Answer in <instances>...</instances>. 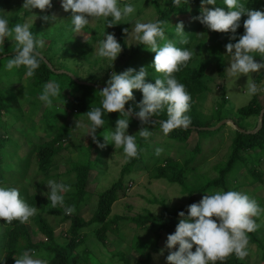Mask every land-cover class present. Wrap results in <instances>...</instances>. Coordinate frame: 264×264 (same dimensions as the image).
Masks as SVG:
<instances>
[{
  "label": "trees",
  "instance_id": "16d2710c",
  "mask_svg": "<svg viewBox=\"0 0 264 264\" xmlns=\"http://www.w3.org/2000/svg\"><path fill=\"white\" fill-rule=\"evenodd\" d=\"M151 1L156 11L154 21L160 20L161 26L165 22L169 23L165 28H162L166 38L164 41H161L160 44L162 45L164 42L171 41L175 46L187 48L192 52V58L189 60L187 66L182 67L179 72L173 73L177 81L185 86V90L191 96L190 108L186 113L191 120L189 125L190 128H176L165 135L162 132L159 121L167 119L166 109H162L159 116H153V118L157 119L152 120L154 123L145 126L138 125L137 129L134 125H137L138 120L133 119L131 115L129 118L128 130L132 127L136 129L134 138L137 144L138 155L134 158L126 157L125 162L121 165L119 178L111 185L98 192L96 206L89 219H85L81 216L80 207L91 194L87 187L90 181L95 177H93V173H98L99 170L97 171L96 169L102 164L103 154H106L107 151L111 149V143L104 147V153L100 152L92 158L91 153L96 143H94L88 135L83 151L78 152V156H81V158L79 161L73 160L70 163V169L65 171L68 176L67 179L60 181L68 185V190L63 193L64 203L63 205H58L56 208H53V210L47 209L51 204L47 196H43L35 190L31 191L33 186H36L38 189L42 188L43 185V180L35 181L36 177H30L31 170L32 172L35 171L36 174L47 175L51 163L54 162V159L61 150L65 149L64 141L72 137L75 121L87 125V111L100 106L102 98L99 91L102 88L96 85L101 84L106 86V81L113 72L120 73L128 68L138 71L139 68L143 66L148 73V76L145 78L146 81L154 83L156 78L163 79V74L156 72L152 66L155 53L146 49V45L133 44L128 47L124 39L123 29L118 25L106 26L104 20L103 30L101 32H98V27H93L91 29L84 27L81 30V32L96 33L100 38L103 36V33L110 28H114L116 31V39L121 44L124 60L120 63V66H108L106 70L103 71L102 76L104 79L102 81L94 79L95 76L89 72H87L85 76H80L77 75L76 69L71 71L66 67L65 69L71 73L72 77L65 73L64 75L63 73H59L58 70L65 65L61 60L63 56L68 54L63 49L64 43L58 46L57 49L60 51V55L56 57L55 60L46 54L47 51L52 49V46L48 45V49L40 48L39 51L51 64V68L42 60L39 68L35 70L34 75L31 77L27 76L30 89L33 91V96L36 98V102L39 103V107L43 103L39 100V96L47 83L53 82L58 85V87L64 85L65 87L61 90L70 96L68 98L64 97L63 103H60L56 97L51 106L45 105L39 119L40 121L38 124L34 125L35 128L51 137L43 143V145L41 144L40 147L34 145L26 150L25 155H19L17 159H14L15 156L13 153H16L20 144L16 145L15 142L11 144V139L5 132L17 119L22 117L23 112L20 107L19 109L17 108V103L14 105L11 103L14 99L16 101L17 93L9 90L7 86H9L13 80L20 81L22 77L25 76L26 69L21 65L19 67L13 66L10 70L6 68L5 70L4 67L7 61L13 58L17 50V42H11L14 43V48L10 47L12 45L8 42V38H5L4 43L0 44V67L4 69V71L0 69V186L4 185L5 187H14L18 189L20 197L36 210L35 215L24 223H20L17 220L6 223L3 218H0V259L5 257L4 264H15V257L19 258L25 251H29L31 255L35 252L47 253L48 260L45 264H71L72 262L77 264L79 261L83 260L78 256H72L74 249L84 238L81 229L92 224H98L94 229L95 236L100 242H105L106 230L111 229L110 223H116L120 218L119 216H115L114 218L109 217L112 205L118 199V190L122 188L123 177L131 173L137 165L145 169L147 168L146 171H149H147L149 177L148 181L157 179L163 180L168 184L181 187L183 194H185V203L171 208L167 207L163 198L159 200L151 199L149 200L150 202L158 201L161 204L162 208L160 212L152 213L146 210L144 214L134 218L137 227L143 228L147 226L156 239L161 238L162 234L168 235L175 231V227L179 221L177 215L178 211L184 210L185 214H187L186 206L193 202H197L194 195L204 194L208 190H210V192L235 191V188L239 185L233 186V184L238 181L237 174L240 173L241 170L246 171L245 173L252 178V181L262 184L264 188V171L259 167L261 157L264 156V112L261 125L252 127L255 130L253 133L241 131L240 128L243 130L249 129L242 128L237 121L233 119V128L229 127L232 136L230 137L227 156L214 165L213 168L216 172L215 176L200 177L198 180H195V185L186 182V178L190 175L188 172L190 170L189 164L191 160L202 151V141L213 135V133L210 132L211 129H196L199 133H196L197 131L195 132L197 142L189 152V157L184 160L181 166L175 164L176 160L165 154V151H169L174 145L173 143L177 142L180 144L187 141L189 136L193 133V131H191V126L195 128L202 125L212 126L222 119H230L226 114L227 112L221 111V107L225 102V95L223 93L221 94V100L216 102L215 107L211 109L210 116H206L205 118L200 102H202V97L209 90L203 79L206 72L205 68L199 69L195 65L192 66V62L194 59L203 58L201 51H205L212 56H217L216 77H224L225 68L227 67L225 45L228 43H235L239 35L243 34V21L247 18L246 13L242 14L240 18L241 25L236 30L238 35L235 39H230L231 33L209 30L196 19L201 10L200 0H188V2L185 0V2L179 6L173 5L170 0L163 7L159 6L157 0ZM10 2L11 0H0V14L10 5ZM55 2L56 0H52V7L42 12L41 16H50ZM241 2L246 9L264 11V0H241ZM215 6L225 7L223 0H216V4L212 5V7ZM44 22V20L39 18V20L31 26L30 30L35 39H37L36 30ZM177 22H183V31L185 32L184 38L187 40V43L182 44L180 42L181 38L175 34V25ZM64 31H66L68 35H71V32H73L72 27L68 26L67 23L65 24V22L64 24H55L51 27L50 35L55 39L58 34L63 36L62 34ZM206 37H211L209 42H206L208 41ZM94 39L97 43L96 47L99 49L103 40L99 38ZM58 41L59 40L56 42ZM55 53H57V50ZM81 56H83L84 59L87 58V55ZM201 61L199 65L203 64L204 67V60L201 59ZM56 63L59 65H56ZM262 72L256 77L261 79L264 75ZM257 80L259 81V79ZM221 87L224 89V85ZM72 90H75V92H72ZM258 91L251 95L245 105L236 108L235 114L240 120H245L253 116L258 118L260 110L264 107V101L259 98ZM260 95H264V93H260ZM133 96L134 100L127 102L125 104V109L131 105L134 114L135 111L139 110L136 102L141 100L142 93L139 90H133ZM17 110L19 111L18 114ZM4 111L8 112L9 117L2 120ZM103 118L105 121L103 127L98 128L96 131L97 140L101 143H103L102 135H107L110 131H113L115 121L125 117H119L118 112H110ZM223 124L227 125V123ZM235 125L238 128H236ZM141 127L148 128L150 135L147 138L139 135ZM156 133L160 134L163 139L155 141L154 135H157ZM158 149L159 153L157 154ZM32 156L37 162L35 166H32L30 163ZM6 160H8V162ZM32 168H34V170ZM256 203H258L259 209L264 210V197ZM69 206H71L74 211L70 214H66L65 208ZM45 212L54 215L61 222L65 220L69 221L68 227L70 233L66 235L67 238L64 244H59L56 241L54 230L43 215ZM260 213L261 212H259V215L255 216L256 219L260 217ZM263 224L264 223L260 224V228H263ZM30 227L38 231L45 239L34 241L29 230ZM246 235L248 245L255 244L259 249L261 260L264 261L263 239L257 236L255 230ZM145 247L148 249L145 258L137 261L135 264H151L149 252L151 249L154 251L158 249L157 242H155L151 249L148 248L147 244H145ZM118 254L125 264H129L124 253L118 252ZM216 264H243V261L238 259L234 254H230L225 257L223 261H216Z\"/></svg>",
  "mask_w": 264,
  "mask_h": 264
},
{
  "label": "clouds",
  "instance_id": "9594fccd",
  "mask_svg": "<svg viewBox=\"0 0 264 264\" xmlns=\"http://www.w3.org/2000/svg\"><path fill=\"white\" fill-rule=\"evenodd\" d=\"M184 2L185 0H171L176 6ZM60 4L64 11L71 10L74 33H80L94 18L103 19L106 26L127 22L135 10L132 4H124L120 7L118 0H60ZM200 4V14L196 19L209 30L231 33L230 39H235L238 35L236 30L241 25L240 18L246 13L243 34L239 35L235 43L225 45L230 57L227 75L239 77L264 68V63L254 60L253 55L256 53L264 58V11L246 9L241 0H223L225 7H207L215 5L216 0H200ZM22 7L34 14L31 20L33 24L37 16L32 10L39 9L44 12L52 7V0H23ZM40 18L44 21L56 19L54 15H43ZM31 24L17 23L10 28L8 19L0 16V44H3L5 38L9 36L17 42V50L5 67L10 70L13 66L23 65L28 77L34 75L44 59L39 51L43 41L33 37ZM184 33L183 22H177L175 34L181 38L182 44L187 43ZM131 38L133 44L146 45V49L155 53L152 66L156 72L163 74V79L156 78L154 83L146 81L148 73L143 66L138 71L128 68L120 73L113 72L106 81V86L99 91L102 98L100 106L87 111L88 124L75 121L74 127L81 131L82 137L89 135L101 149L109 143L115 148L122 147L123 153L128 158L138 155L135 138L127 131L133 109L131 105L125 109V104L134 100L133 90L142 93L141 100L136 102L139 110L134 113L142 126L154 123L150 118L159 116L162 109H166L167 119L159 123L165 135L176 128L185 129L191 123L190 117L186 114L190 108L191 96L173 73L187 66L192 58V52L187 48L175 46L171 41L161 45L160 42L165 40V34L160 20L136 21L131 31ZM121 50V44L115 36L105 32L98 55L113 62ZM257 91L255 84L248 85L249 96ZM59 94L58 85L47 83L39 100L46 106H51ZM110 112H118L119 117L125 118L115 121L114 130L102 135L103 143H101L97 140L96 131L103 127L105 123L103 117ZM139 135L147 138L150 132L148 128L141 127ZM46 183L49 189L47 199L51 206L56 208L58 205H63V193L68 190V185L52 180ZM180 196L182 195H173L171 199ZM186 210L187 214L184 210L178 211L179 221L175 231L167 235L164 245L170 250L165 258L167 264H216V261H223L230 254H234L238 259H243L247 255L246 234L255 230L256 224L252 217L259 215L260 209L246 194L233 190L213 191L203 195L199 202L187 205ZM35 211V208L29 206L20 197L18 189L0 186V218H3L4 222L11 223L17 220L24 223L35 215ZM73 211L71 206L65 208L66 214ZM155 211L156 209L153 212ZM176 245H178L176 250L171 251ZM4 258L0 259V264H4ZM15 264H45V262L34 259L29 251H25L19 258L15 257Z\"/></svg>",
  "mask_w": 264,
  "mask_h": 264
},
{
  "label": "rangeland",
  "instance_id": "374dc122",
  "mask_svg": "<svg viewBox=\"0 0 264 264\" xmlns=\"http://www.w3.org/2000/svg\"><path fill=\"white\" fill-rule=\"evenodd\" d=\"M168 1L170 0H157L160 7L165 6ZM124 4H132L135 9L134 13L132 14L129 21L121 22L116 25L121 27L123 30H128L127 32L123 31V33L125 42L129 47L134 43L133 39L131 38V31L134 27V23L136 21H154L156 11L151 0H118V5L120 7H123ZM22 5L23 0H11L10 5H8L0 14V16H5L8 19L10 28L17 23L29 22L31 24L34 14L24 9ZM207 7L211 8L212 5H208ZM32 11L36 13L37 16V18L33 21L34 24L39 20L42 12L39 9H33ZM52 15H54L56 19L45 21L39 26V30L37 29L36 31L37 39L43 41L41 48L48 49V45L52 46V49L47 51L46 54L54 60L60 55V51L57 49L58 46L64 43L63 49L68 54L63 56L61 60L65 65L58 70L59 73H63V75L64 73L70 75L71 73L65 69L66 67L71 71L76 69L77 75L80 76H85L86 73L89 72L95 76L94 79L102 81L104 79L102 76L103 71L106 70L108 66H120V63L123 62L124 56L122 54V50L113 62L98 55L99 49L96 47L97 43L94 38L104 40L105 32L103 33V36L101 34L102 37L100 38L96 33L92 34L90 32L80 31V33L71 32V35H68L67 32L64 31L62 34L63 36L58 34L57 37L53 39L54 37H51L50 30L55 24H64L65 22V24L67 23L68 26L72 27L70 17L71 10H68L67 12L64 11L61 8L60 0H56L54 8L50 12V16ZM33 24H31V26ZM167 24L169 23L165 22L161 27L165 28ZM85 27H88L89 29L98 27V32H101L103 30V19H91L89 24ZM106 32L112 33L116 38V31L114 28H110ZM7 38L10 45H12L10 47L14 48V43H11L12 41H15L14 38L12 36ZM210 38L211 37H206L208 40L206 42H209ZM57 40L59 41L56 42ZM56 50L57 53H55ZM201 52L203 58L200 57V59H194L192 66L195 65L199 69L205 68L206 74L203 79L209 90L204 94L201 99L202 102H200L205 118L206 116H210L211 109L215 107L216 102L221 100V94L223 93L225 95V102L221 107V111L227 112L226 114L231 121H229L227 125L222 123L217 128L210 130L213 135L211 137L205 138L206 140L202 141V151L199 152L189 164L190 170L188 172L190 175L186 178V182L191 184H194L195 180H198L200 177H213L216 175L213 167L219 160H223L227 156L230 137L232 136L229 127L233 128V119H235L242 128H247L250 130L253 129L252 127L257 126L258 118L253 116L248 117L245 120H240L235 114L236 108L245 105L251 97L247 92L249 84L256 85L257 89L259 90L258 96L264 101V95H260V93H264V75L261 79L256 77L260 72L264 71V68L247 75L242 74L239 77L228 76L227 68L230 66V57L227 52H225L227 67L225 68L224 77L219 78L216 77V66L218 63L217 56H212L205 51ZM80 54L87 55V58L84 59ZM253 55L254 60L264 63V58L260 57L256 53H253ZM201 59L204 60V67L203 64L199 65V63L202 62ZM56 65L59 64L56 63ZM4 69L6 70V67H4ZM4 69H1V71H4ZM262 73L264 74V72ZM257 79H259V81ZM29 84V80L25 74V76L22 77L20 81L13 80V82L7 86L9 90L15 91L17 93L16 101L14 99L11 101V103H13V105L17 103V108L19 109L20 107L21 111L23 112L22 117L17 119L16 122L7 128L5 132V134L11 139V144L14 142L16 145L20 144V147L17 149L16 153H13L15 156L14 159H17L19 155H25L26 150L34 145L40 147L41 144L43 145V143H45L51 137L34 126L40 121L39 119L45 104L42 103V105L39 107V103L36 102L37 100L34 98L33 91L30 89ZM221 84L224 85V89L221 87ZM64 87V85L59 87L60 94L57 96V100L60 103L64 102V97L68 98L70 96L61 90ZM72 92H75V90H72ZM18 113L19 111L17 110V114ZM8 117V112L4 111L2 120ZM132 117L133 119L138 120L134 114H132ZM150 119L157 120L153 117ZM138 125L142 126L139 120L137 125H134V127L137 129ZM134 127L128 130V134L133 136L135 135L136 129H133ZM188 127L190 128V126ZM191 127V131H193V133L189 136L186 142H182L180 144L175 142L169 151H165V154L171 156L172 159L176 160L175 164L180 166L184 160L189 157V152L193 149L195 143L197 142V136L195 134L197 131L196 129L202 130L211 126L202 125L197 128L194 126ZM196 133H198V131ZM154 136L155 141H160L163 139L160 134ZM87 137L88 135L82 137L81 131L79 129H73L72 137L64 141L65 149L61 150V152L54 159V162L51 163L47 175L36 174L35 171L32 172L31 170L30 177H36L35 181L43 180L42 188L37 189L36 186H33L31 191L35 190L41 193L43 196H48L49 189L46 183L48 180L59 183H61L60 181L66 180L68 176L65 171L70 169V163L73 160L79 161L81 158V156H78V152L83 151V147L87 142ZM103 151L104 148L101 149L96 145L95 148H93L91 157L93 158L95 155L100 152L102 153ZM125 159L126 155L123 153L122 147L115 148L114 145L111 146V149L107 151L106 154H103L102 164H100L97 167L98 169H96L99 171L98 173H93V177H95L92 179V181H90L87 187L91 194L80 207V214L82 217L89 219L92 216L96 206L98 192L111 185L119 178V171L121 169V165L125 162ZM6 161L8 162V160ZM30 163L32 166H35L37 163L33 156L30 159ZM259 167H261V169L264 171V156L261 157ZM32 169L34 170V168ZM146 169L140 165H137L131 171V173L124 175L122 188L118 190V199L113 203L109 217L114 218L115 216H119L120 218L118 221H116V223H110L111 229L106 230V239L104 243L100 242L94 233V229L96 226H98V224H92L81 229V232L84 234V238L72 253V256H78L80 259H83L77 264H125L124 261L119 257L118 252L124 253V256L129 261V264H135L137 261L145 258L146 251L148 250L145 247V244H147L148 248L151 249L155 242H157L158 249L156 251L153 249L150 250V263L167 264L165 258L170 251L164 247L167 234H162L161 238L156 239L154 234H152L147 226L143 228L137 227L134 218L138 217V215L144 214L146 210H149L152 213L160 212L162 208L161 204L158 201L150 202L149 200L151 199L159 200L160 198H163L167 207L171 208L184 204L186 198L183 194L182 188L177 185L168 184L167 182L158 179L148 181L149 171L147 170V172ZM245 172L246 171L241 170V172L237 174L238 181L235 182L233 186H239L235 188V191L246 194L250 199L255 200V202H259L261 198L264 197V188L262 184L252 181V178ZM207 192L211 193L210 190H208L204 194L194 195V197L197 199V202H199L203 195H207ZM173 195L182 196L173 197L171 199ZM47 209L53 210L51 204ZM155 209L156 211L153 212ZM259 212H261L260 217L258 219L252 217V219L256 224L255 231L257 232V236L262 238L264 242V224L263 228H260V224L264 223V210L260 209ZM43 215L47 222L52 226L56 241L59 244H64V241L67 238L66 235H69L70 233L68 227L69 221L65 220L61 222L57 217L46 212ZM29 230L34 241L45 239L43 235H41L32 227H30ZM177 247L178 245L173 246L171 251H175ZM192 250H195V245L193 246ZM32 256L34 259H39L44 262L48 260V254L45 252H35L32 254ZM241 261H243V264H264V261L260 258L259 249L255 244H249L247 246V255L241 259ZM71 264L74 263L72 262Z\"/></svg>",
  "mask_w": 264,
  "mask_h": 264
},
{
  "label": "water",
  "instance_id": "95a60500",
  "mask_svg": "<svg viewBox=\"0 0 264 264\" xmlns=\"http://www.w3.org/2000/svg\"><path fill=\"white\" fill-rule=\"evenodd\" d=\"M43 56V55H42ZM44 57V56H43ZM44 62H46V64L51 68V64L47 61V59L44 57ZM71 75V74H70ZM79 82H81V81H79ZM97 87H99V88H103V87H105L104 85H101V84H98V86ZM263 112H264V107L260 110V112H259V116H258V124H257V126L259 125H261V121H262V116H263ZM229 121H231V120H229V119H222V120H220L218 123H216L214 126H211V127H207V129H215V128H217L218 126H220L222 123H228ZM235 127L236 128H238L236 125H235ZM240 130L241 131H245V132H247V133H253L255 130L253 129V130H243V129H241L240 128Z\"/></svg>",
  "mask_w": 264,
  "mask_h": 264
}]
</instances>
